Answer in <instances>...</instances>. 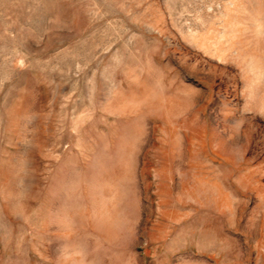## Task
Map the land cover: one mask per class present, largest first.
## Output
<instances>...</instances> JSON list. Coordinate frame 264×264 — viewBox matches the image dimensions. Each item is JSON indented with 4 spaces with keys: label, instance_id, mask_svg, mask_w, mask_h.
<instances>
[{
    "label": "rangeland",
    "instance_id": "374dc122",
    "mask_svg": "<svg viewBox=\"0 0 264 264\" xmlns=\"http://www.w3.org/2000/svg\"><path fill=\"white\" fill-rule=\"evenodd\" d=\"M0 264H264V0H0Z\"/></svg>",
    "mask_w": 264,
    "mask_h": 264
}]
</instances>
